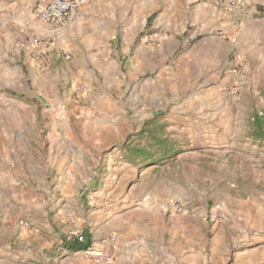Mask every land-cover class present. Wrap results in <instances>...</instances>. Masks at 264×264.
Segmentation results:
<instances>
[{
	"label": "rangeland",
	"instance_id": "obj_1",
	"mask_svg": "<svg viewBox=\"0 0 264 264\" xmlns=\"http://www.w3.org/2000/svg\"><path fill=\"white\" fill-rule=\"evenodd\" d=\"M119 1L118 20L104 14L112 72L110 80H102V70L93 68L87 53L90 33L98 35L89 27L99 18L91 21L90 10L83 12L87 19L77 18L91 1L49 29L57 38L41 49L32 44L39 30L34 0H0V156L10 152L17 165L15 179L1 174L0 186L16 205L19 195L43 197L37 221L26 208L28 214L18 212L14 224L0 221V264H59L68 239L60 243L65 223L57 215L62 209L65 217L83 215L92 206L95 212L130 208L145 214V220H135L134 233L149 232L137 242L157 254L139 264H264V138L254 133L255 118L264 112V5L236 8L235 32L228 34L225 26L217 32L197 26L191 11L202 1L191 0L187 20L172 37L176 44L143 74L151 80L138 81L129 56L144 25L139 21L130 30L134 2ZM146 1L148 26L157 34L147 42L157 47L169 34L164 16L172 1ZM216 2L218 16L224 15V1ZM102 7L105 13L116 8ZM192 28L200 35L189 38ZM193 40L200 41L197 50L218 47L220 80H186V65L192 64L184 60L180 80L171 83L166 71L178 68L177 59ZM40 50L47 52L45 64L36 59ZM207 57H198L204 73ZM44 86L50 100L36 106ZM100 116L108 126L103 132L95 123ZM3 130L16 149L4 150L9 141ZM28 130L41 144L49 134L55 147L27 148L19 135ZM99 138L101 143L93 141ZM77 151L84 158L75 162L69 153ZM116 223L124 225L120 219ZM102 256L105 264L113 263Z\"/></svg>",
	"mask_w": 264,
	"mask_h": 264
},
{
	"label": "crops",
	"instance_id": "obj_2",
	"mask_svg": "<svg viewBox=\"0 0 264 264\" xmlns=\"http://www.w3.org/2000/svg\"><path fill=\"white\" fill-rule=\"evenodd\" d=\"M171 1L172 6L170 9L168 8V10L166 11V16H164V20L166 23L164 24V28H166L165 30L166 32H169V34L165 35V40L160 43L157 47H154L152 43L147 42L149 39L152 40L154 36L157 35L153 33L154 26H148L151 18L149 13V2H147L146 0L130 1L134 2L131 14L128 13L130 16V19L128 20L130 24V30H134L136 27H138V22L141 21L144 27L140 30L145 31L143 35H140V42H138L137 48H135L132 54L129 56V60L136 73V80L138 81L151 80L149 79V77L143 79V74L145 72H150V69L153 67L156 60V56L158 54L162 55L163 50H169L171 44H176V40L172 37H175L176 33L178 32L177 28L179 24L182 25L181 23H184L187 20V6L191 3V0ZM200 1H202L200 2L201 4H198V6L194 7L191 11L192 19H194V21L197 20V26L202 24V26L204 27V29H206L207 32L211 30L212 27L217 32L219 29L223 28L222 26H225V31H227L228 34H234L236 27L234 10H236V8L241 9L240 5L238 7H232L228 4L227 1H224L227 10L225 11L224 15L218 16L217 12L220 8L217 6V0ZM36 2L37 0H34V2H32L31 4L32 12ZM251 3L264 5V0H242L243 5H249ZM114 4L116 8H114V10H110V12L107 11L105 13L106 10H104L102 6H113ZM119 4H121L119 0H91V2L86 6L82 7L79 10V13L77 14V18L80 20H84L89 17L91 21H93L95 17L99 18L98 20L95 19L96 24L93 22L89 27L90 30H96L98 32V35L94 32L90 33L89 39L87 40V53L93 68L102 70V80H110V78H108V75L112 72L110 68V64L112 63L110 62L111 57H107L108 55H105L106 53L108 54L109 50L112 49L109 48L110 46L106 44L105 37L108 34L106 30H108L109 26L107 25L108 22L104 20V14L111 13V20H118L117 14L121 10L117 12L116 9L120 6ZM85 10H90L88 13V17L83 13ZM221 11H223L222 8ZM33 18L38 22L39 27V30L36 34L50 37L51 39L57 38L55 32L53 30H49L54 25L47 24L38 20L34 16V14ZM219 23H221L222 25H220ZM224 23L226 24L224 25ZM194 29L195 28L188 30L189 38H194L200 35L199 32L194 31ZM186 30L187 29H183L182 32L184 33L186 32ZM146 42L148 44H146ZM192 42L193 45H190L185 51H183L177 59L179 64L178 68L175 69L173 67L170 68L168 72L166 71L165 75L168 77L167 80H170L171 83L174 80H180L179 77L182 74L181 65L184 60H189L190 64H192L191 67L190 65H186V80H193L197 76V80H206V82H209V80H220V76H222L223 69H221L220 71V68H217L220 64L218 56V47L212 44H207L208 48H206L205 51L204 48L197 50V48L195 47L197 46V43H200V41H196L197 43H194L195 40H193ZM41 49H45V46L42 45ZM204 53L208 55V57L206 58V60L208 61V71L205 73L203 69L200 70V66L198 65V57L199 59L202 58V54ZM209 53L211 54L209 55ZM140 91L143 92V89L141 88ZM36 97L38 99V102H36L35 104L36 106L39 105V102L44 103L45 100L49 101L50 94L47 90V86L44 88V90L42 88L41 91L37 93ZM96 99L99 98L96 97ZM94 103L95 101H92L91 104L93 105ZM150 116L152 117L154 116V114L152 113L151 115H146L145 117L149 118ZM104 119L105 117L100 116L95 121L96 125H98L97 128L99 129V132H103V130L108 127ZM2 133L4 134V139L9 141V144H4L2 146L4 150L13 148L16 149L18 145L10 142L8 133L5 130H3ZM25 135L20 134L19 136L21 137L19 138L23 139L24 136L26 141H28L26 143V147L30 149L38 150V147L53 149L56 145L54 143L53 138L49 134L46 136L45 140H43L42 144L35 138V136L31 134L30 130H28ZM93 141H95V143H101L102 139L99 138ZM77 147L78 149L80 147L82 149L87 146ZM69 154L71 156V159L75 162L80 161L82 158H84L83 151ZM0 161H2V164L5 165L0 175H7L15 179V176L13 175V173H15L16 171L15 168L17 166H15V156H12L10 152H7L4 156H0ZM71 178L75 180L74 175H71ZM42 198H37L34 196V198L32 199L25 194H23L22 196L19 195L18 201L20 202H17L20 203L19 206L16 205V202L13 200L14 198H12V195L0 186V201H3V205H5L2 210V213H0V215L2 216L0 218L1 223L4 226H8L12 223L14 224L15 220L18 218V212L27 215L28 213L26 211L31 214L32 218L30 219H33V221L36 220L35 213L39 208V204L42 201ZM15 199H17V197ZM102 203H104V201H102ZM25 208L27 209L26 211L24 210ZM128 209L130 208H121L117 212H111L112 208H104L103 211L95 212L93 211L95 210V206H92V210L90 209L86 211L83 215H79L74 212L68 217L64 216L65 210H60V213L57 215V217L65 223L63 228L64 234L60 232L62 235L60 243H62L64 239H69L70 237L76 235L78 231L84 229H88L89 233L91 234L92 243L89 247V250L84 251L72 252L71 250L65 249L63 247L61 249V254L58 258V260L60 259L59 264H95L96 262L94 259L97 254H103L105 257H110L111 262H113L112 264H139L140 262L144 263V260L147 259L149 253L152 256H156V250L151 249L149 247H143L141 246L140 242H137L141 239H146L149 236V232L143 230L142 232L140 231L139 234L134 233L136 230L139 229L135 220H145V214L143 213L142 216L141 214H137L136 212ZM119 219L123 222V226L117 225L116 221ZM21 228L26 229L25 226H22ZM113 235H116V239L114 241H112L111 239Z\"/></svg>",
	"mask_w": 264,
	"mask_h": 264
},
{
	"label": "built area",
	"instance_id": "obj_3",
	"mask_svg": "<svg viewBox=\"0 0 264 264\" xmlns=\"http://www.w3.org/2000/svg\"><path fill=\"white\" fill-rule=\"evenodd\" d=\"M91 0H37L34 8L33 14L34 16L47 24L51 25H60L65 22L66 19H69L74 13L83 5L87 4ZM227 1L228 4L232 7H238L242 4V0H222ZM52 40L50 37L38 35L36 38L32 40V44L35 47H41L44 45L45 47L52 45ZM46 51L40 50L38 55L36 56L37 61L40 64H45L47 62ZM67 58L71 56L66 55ZM234 93L237 91V88H233ZM180 210H182L180 208ZM76 237L79 240H84L85 235L83 231H79L76 234ZM95 260L98 264H105L107 259H105L102 254H97Z\"/></svg>",
	"mask_w": 264,
	"mask_h": 264
},
{
	"label": "trees",
	"instance_id": "obj_4",
	"mask_svg": "<svg viewBox=\"0 0 264 264\" xmlns=\"http://www.w3.org/2000/svg\"><path fill=\"white\" fill-rule=\"evenodd\" d=\"M255 130L254 133L257 137H263L264 138V112L262 114H259L256 116L255 121ZM139 152L137 153L138 155L142 154L143 151L138 150ZM145 159L141 160L145 161ZM84 235L85 239L84 240H79L76 236H73L71 239H68L65 241V247L71 250H88L89 247L91 246L92 239H91V234L84 230Z\"/></svg>",
	"mask_w": 264,
	"mask_h": 264
}]
</instances>
